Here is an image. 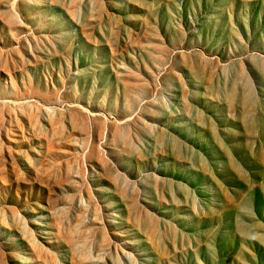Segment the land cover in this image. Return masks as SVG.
<instances>
[{
  "label": "rangeland",
  "instance_id": "1",
  "mask_svg": "<svg viewBox=\"0 0 264 264\" xmlns=\"http://www.w3.org/2000/svg\"><path fill=\"white\" fill-rule=\"evenodd\" d=\"M0 264H264V0H0Z\"/></svg>",
  "mask_w": 264,
  "mask_h": 264
}]
</instances>
